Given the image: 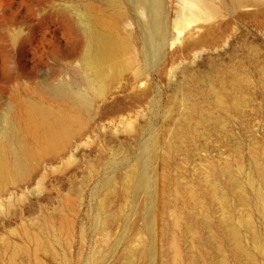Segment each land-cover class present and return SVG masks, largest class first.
<instances>
[{"label": "rangeland", "instance_id": "obj_1", "mask_svg": "<svg viewBox=\"0 0 264 264\" xmlns=\"http://www.w3.org/2000/svg\"><path fill=\"white\" fill-rule=\"evenodd\" d=\"M135 1L0 0V130L36 156L26 177L0 190V264H145L136 251L149 242L148 198L128 175L152 136L153 263L174 264L175 242L177 264H214L220 254L251 264L221 230L231 214L264 264V0H163L171 36L147 65L148 15ZM192 5L197 14L181 21ZM103 17L130 46L98 95L87 52ZM30 107L69 117L73 130L56 150L26 130Z\"/></svg>", "mask_w": 264, "mask_h": 264}, {"label": "bare ground", "instance_id": "obj_2", "mask_svg": "<svg viewBox=\"0 0 264 264\" xmlns=\"http://www.w3.org/2000/svg\"><path fill=\"white\" fill-rule=\"evenodd\" d=\"M189 1L191 2V0ZM249 1L250 0H235L234 2L241 5ZM135 2L136 6L138 8L145 9L148 15L145 38V43L147 46V50L145 52V65H147L151 63L152 59L155 60V57H158L159 55L161 56V53L164 50L163 48L166 46V42L171 36L169 28L170 26L168 24V17L165 12L163 0H136ZM198 7L199 6H197V8ZM202 9L208 13H214L216 7L212 2L206 1L203 3ZM186 10L189 14H194V16L198 12V10L195 11L193 5L190 7L188 6L184 12L181 11L182 13H179L178 15V18H181V21L188 16L187 15L185 17L187 14ZM100 20L105 29L103 31L95 32L94 43L87 52L88 61L93 71L92 77L88 79V84L98 95L104 94L107 80L118 75L119 67L123 65V60L120 57V54L127 50L130 46L129 38L123 36L119 31L115 30L114 18L103 17ZM216 98L218 100H216V102H218L221 106L227 104V98L221 92V90L216 92ZM203 117L206 118L205 115H203ZM26 130L31 132L33 135H38L41 137L45 145V151H54L67 139L73 128L69 122V117L64 113H55L51 109H45L41 107H30L27 111ZM11 139V132L6 129L0 130V190L6 184V182L15 179L16 177H26L36 159L35 154L32 153L27 146L22 143L13 144ZM159 148L158 139L155 136H152L145 143V151L147 152L148 156L141 157L138 160L139 162L137 166H131L128 175L129 182L135 185V190L143 191L148 198V212L146 215L148 221L144 231L149 235V242L148 245L146 244L147 246L144 245L142 248L136 251L139 259L145 264H154L153 261L156 249V246L154 245L156 235L155 224L153 221L154 212L153 206L149 204V201L151 203L153 200L152 198L156 194L155 171L153 170L152 162L155 158H157L159 154ZM261 177L262 182L264 183V175L262 174ZM232 184L235 186L237 185L235 182H232ZM220 197L222 196L220 195ZM256 197L259 201H261V204L264 202V194L261 192L258 191ZM233 221L232 215L229 214L222 222L223 224H221V230L224 232V235L227 238V243L233 249V256L239 259L243 258L251 264H256L254 257L244 248L240 237V231L238 229L239 227L236 226V223ZM246 227L249 229L251 228L249 221L246 222ZM187 230L193 231L191 230V227H189ZM24 234L28 235L26 231ZM251 238L254 242H258L259 240L255 234H251ZM215 240V236H209L210 243L211 241L213 242ZM36 243L41 247H44L45 245V242L39 238H36ZM173 248L176 251L174 264H177L180 256L178 243L174 242ZM21 250L19 247H15L14 254L20 253ZM260 250L264 254V244H261ZM132 252H134V249H132ZM217 252L221 253L220 247H217ZM218 257L219 259L214 262V264H228L227 259L221 254ZM15 260L17 261V259ZM16 261L13 262V264H18Z\"/></svg>", "mask_w": 264, "mask_h": 264}]
</instances>
